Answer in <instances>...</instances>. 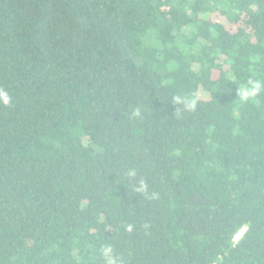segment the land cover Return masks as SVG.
<instances>
[{"label":"trees","instance_id":"16d2710c","mask_svg":"<svg viewBox=\"0 0 264 264\" xmlns=\"http://www.w3.org/2000/svg\"><path fill=\"white\" fill-rule=\"evenodd\" d=\"M250 79L264 0H0V264H264Z\"/></svg>","mask_w":264,"mask_h":264},{"label":"clouds","instance_id":"9594fccd","mask_svg":"<svg viewBox=\"0 0 264 264\" xmlns=\"http://www.w3.org/2000/svg\"><path fill=\"white\" fill-rule=\"evenodd\" d=\"M264 92V82L260 80H249L247 85L241 87L239 89V96L242 102L246 101H255V98ZM179 102V98H177ZM11 101V97L8 95L6 91L0 89V103L4 106H9ZM135 115H139V111L137 110ZM134 174V173H132ZM140 191L146 190V185L142 182L140 186ZM131 228L129 227V231ZM102 254L107 260V264H115L114 256H113V248L109 246H105L102 248Z\"/></svg>","mask_w":264,"mask_h":264},{"label":"rangeland","instance_id":"374dc122","mask_svg":"<svg viewBox=\"0 0 264 264\" xmlns=\"http://www.w3.org/2000/svg\"><path fill=\"white\" fill-rule=\"evenodd\" d=\"M243 232H241L237 237H236V240L239 239L241 237Z\"/></svg>","mask_w":264,"mask_h":264}]
</instances>
